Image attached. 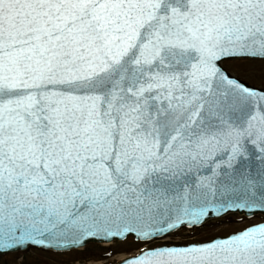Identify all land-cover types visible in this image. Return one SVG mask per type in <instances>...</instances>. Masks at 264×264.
Here are the masks:
<instances>
[{
    "label": "snow or ice",
    "instance_id": "6c2138e0",
    "mask_svg": "<svg viewBox=\"0 0 264 264\" xmlns=\"http://www.w3.org/2000/svg\"><path fill=\"white\" fill-rule=\"evenodd\" d=\"M258 211L264 0H0V255ZM123 264H264V223Z\"/></svg>",
    "mask_w": 264,
    "mask_h": 264
},
{
    "label": "rangeland",
    "instance_id": "374dc122",
    "mask_svg": "<svg viewBox=\"0 0 264 264\" xmlns=\"http://www.w3.org/2000/svg\"><path fill=\"white\" fill-rule=\"evenodd\" d=\"M223 65L232 74L246 82L259 87L262 86L258 71H251L252 68L258 69V61H225ZM263 220L264 216L261 214L248 217L239 213H229L219 219H210L202 227L195 228L191 232L181 230L177 232V235L169 236L165 240H154L148 244L129 236L126 239L116 240L112 243L91 242L83 248L69 251L29 247L26 250L0 255V264H110L136 254L141 248L169 242L186 243L192 240H206L241 230Z\"/></svg>",
    "mask_w": 264,
    "mask_h": 264
},
{
    "label": "water",
    "instance_id": "95a60500",
    "mask_svg": "<svg viewBox=\"0 0 264 264\" xmlns=\"http://www.w3.org/2000/svg\"><path fill=\"white\" fill-rule=\"evenodd\" d=\"M224 66V65H223ZM225 67V66H224ZM226 68V67H225ZM231 73V72H230ZM232 74V73H231ZM233 76H236V75H234V74H232ZM236 77H238V76H236ZM239 79H241V80H243L242 78H240V77H238ZM245 83H247L248 85H250V86H253V87H259V86H255V85H252V84H250V83H248V82H246L245 80H243ZM256 163H258V161H253V165L255 166V164ZM239 214H241V215H245V214H242V213H239ZM259 214H261V215H263L264 216V212H256L255 214H253V215H251V216H248V215H246V216H248V217H252V216H255V215H259ZM260 223H264V220L263 221H261V222H258V223H254V224H251V225H249V226H247V227H250V226H252V225H256V224H260ZM247 227H245V228H247ZM244 228V229H245ZM242 230V229H241ZM238 231H240V230H238ZM238 231H236V232H238ZM233 233H235V232H233ZM230 234H232V233H230ZM230 234H226V235H219V236H216V237H214V238H222V237H227L228 235H230ZM129 237V236H128ZM133 237V236H132ZM135 238V237H134ZM212 239V238H211ZM116 240H123V239H112V240H105V239H103V238H100V237H97V238H93V239H90L86 244H88V243H91V242H93V243H105V242H112V241H116ZM209 240V239H208ZM206 241V240H205ZM196 242H202V241H196ZM161 245V244H160ZM156 246H159V245H156ZM156 246H152V247H156ZM29 247H31V246H29ZM29 247H27V248H20V249H17V250H15V251H9V252H16V251H22V250H26V249H28ZM35 248H37V247H35ZM148 248H151V247H148ZM41 249H44V248H41ZM72 249H79V248H72ZM49 250H54V251H57V250H55V249H49ZM8 253V252H7ZM137 255V254H136ZM132 256H135V255H131V256H128V257H126V258H124V259H122V260H120V261H118V262H115V263H111V264H123V261L125 260V259H128V258H130V257H132Z\"/></svg>",
    "mask_w": 264,
    "mask_h": 264
},
{
    "label": "bare ground",
    "instance_id": "6f19581e",
    "mask_svg": "<svg viewBox=\"0 0 264 264\" xmlns=\"http://www.w3.org/2000/svg\"><path fill=\"white\" fill-rule=\"evenodd\" d=\"M165 239H167V238H165ZM161 240H164V239H161Z\"/></svg>",
    "mask_w": 264,
    "mask_h": 264
},
{
    "label": "built area",
    "instance_id": "2783aa9c",
    "mask_svg": "<svg viewBox=\"0 0 264 264\" xmlns=\"http://www.w3.org/2000/svg\"><path fill=\"white\" fill-rule=\"evenodd\" d=\"M175 235H177V234H175Z\"/></svg>",
    "mask_w": 264,
    "mask_h": 264
}]
</instances>
